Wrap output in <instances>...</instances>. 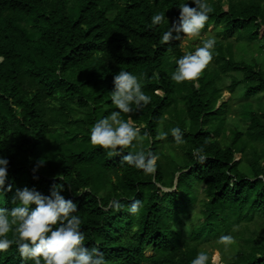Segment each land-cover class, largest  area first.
<instances>
[{"label":"trees","instance_id":"obj_1","mask_svg":"<svg viewBox=\"0 0 264 264\" xmlns=\"http://www.w3.org/2000/svg\"><path fill=\"white\" fill-rule=\"evenodd\" d=\"M187 2L195 6L0 0V156L9 160L13 186L0 194V207L16 206L17 188L48 196L62 183L61 194L78 205L85 246L102 251L106 264H191L201 251L214 264V250L223 264H264V63L254 58L264 51L255 44L264 42V0H208L201 33L215 36L212 60L196 80L177 84L171 76L185 52L181 41L162 44L161 35ZM158 12L167 22L153 26ZM245 40L254 54L241 49ZM120 70L139 77L151 97L120 117H131L142 136L123 154L143 149L159 157L150 175L89 140L90 126L118 111L111 91ZM226 91L231 99L222 102ZM237 91L242 100L233 105ZM231 113L236 128L228 125ZM174 127L183 143L172 137ZM133 200L142 202L135 215L128 211ZM223 236L234 242L222 243ZM0 264L34 262L23 261L13 244L0 252Z\"/></svg>","mask_w":264,"mask_h":264},{"label":"clouds","instance_id":"obj_2","mask_svg":"<svg viewBox=\"0 0 264 264\" xmlns=\"http://www.w3.org/2000/svg\"><path fill=\"white\" fill-rule=\"evenodd\" d=\"M191 4L195 6H190L189 2L178 6V20L162 33V44L173 40L183 42L189 37L200 35L209 19L211 6L208 0H191ZM166 22L164 12H158L151 18L153 26ZM214 46V38L202 39L200 46L175 61L176 68L171 79L177 84L196 80L212 60ZM111 101L118 111H112L105 118L97 120L89 129L90 143L105 150L110 158L121 156L130 145L135 148L134 141L137 144L142 141L141 128L134 124L132 118L125 121L120 117L121 113L128 114L146 107L151 102V97L143 91L139 77L120 70L113 77ZM170 131L176 143L184 142L181 128L174 127ZM167 135L168 133H161L162 138ZM158 159L156 154L143 149L122 155V163L143 170L146 175L156 171ZM44 162L41 160L39 163L43 165ZM8 166L9 160L0 156V194L13 190V186L7 184ZM63 191L65 187L62 183L54 185L48 196L35 188H17L12 197V203L16 206L11 209L0 207V252L15 244L21 259L25 262L33 261L34 264H106L102 251L85 246V235L81 231L82 220L77 214L78 205L72 199H66L61 194ZM110 206L117 211L122 207L115 200ZM141 207L140 200H133L128 211L135 215ZM10 231H14L15 239L8 238ZM231 240V236L221 237V242L225 244ZM208 262V253L201 251L191 264Z\"/></svg>","mask_w":264,"mask_h":264},{"label":"rangeland","instance_id":"obj_3","mask_svg":"<svg viewBox=\"0 0 264 264\" xmlns=\"http://www.w3.org/2000/svg\"><path fill=\"white\" fill-rule=\"evenodd\" d=\"M212 29L213 28H211L210 31H212ZM262 32H264V30ZM212 36H210L209 34H202V33H200L199 36L187 38L186 40H184L183 42H181L182 43V46H183V49H184V52L186 53V52L193 51L196 47H198V46L201 45V40L202 39L211 38V37L214 38L215 37L214 35H212ZM255 44L256 45H263L264 42L260 40V41L255 42ZM240 46H241V49H243L245 51H248L247 48L251 47V46H248V43H247L246 40ZM248 52L254 54V51L253 50L252 51H248ZM252 57H253V55L250 56V59ZM254 58L257 61V64H263L264 63V51H262V52L257 51L256 54H255V56H254ZM225 82H226V86L227 87H229L231 85V79L230 78L225 79ZM233 95H234V97H233V100H232L231 104L236 105L237 103L240 102V100H242L241 99L242 98L241 97L242 96V93L240 91H237V92L233 93ZM230 99H231V93L228 92V91H226L224 93V97H223V101L222 102H228ZM222 102H220V104ZM231 104H230V109H231ZM260 108L261 107H260L259 103H257L256 104V109H260ZM228 111H229V109H228ZM247 111H249V110H247ZM228 125L231 128L238 127V125H239V119H238V117H237V115L235 113H231L229 115ZM161 133H163L162 127L159 130V135H160L159 138L160 139H163L161 137ZM240 158H241V156L238 155L237 156V161ZM165 191L166 190H164V192ZM254 228H255V226L252 227V229H254ZM186 234H187V236H189V231L188 230L186 231ZM232 240L231 241L234 242V238H232ZM226 246L229 247V245H226ZM147 255L150 257V256L153 255V253L152 252H148ZM216 259H218L219 261L217 262ZM222 259H223L222 252L219 251V250H214L213 263L214 264H223L222 263Z\"/></svg>","mask_w":264,"mask_h":264}]
</instances>
